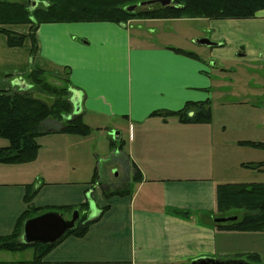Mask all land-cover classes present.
Wrapping results in <instances>:
<instances>
[{"label": "crops", "instance_id": "obj_1", "mask_svg": "<svg viewBox=\"0 0 264 264\" xmlns=\"http://www.w3.org/2000/svg\"><path fill=\"white\" fill-rule=\"evenodd\" d=\"M199 20L209 21L215 34L210 38L226 45L201 46L207 53L198 54L175 44L146 43L148 33L157 31L135 26L142 20L126 25L47 23L36 33L38 50L32 59L30 39L21 48H10L0 33V90H22L26 75L43 70L50 80L54 77L69 87L70 100H78L77 114L84 123L106 135L99 146L89 144L94 133L87 137L50 133L40 137L44 143H38L33 163L0 165V236L14 231L28 208L25 197L32 185L37 190L32 201L36 208L88 203L89 220L108 208L87 236L68 237L55 247L44 258L47 264H191L261 255L257 243L264 234L221 231L215 220L218 186L264 183L238 176L247 171L264 173V161L260 160V170L246 168L258 164L242 156L244 149L252 148L239 145L244 140L218 135L213 122L185 125L176 117L165 120L154 115L177 112L188 102H216L219 77L230 71L221 65L227 56L251 65L264 63V10L255 19ZM11 29L29 32L28 26ZM233 34L232 48L223 53ZM226 94L238 97L248 90L231 89ZM256 107L253 104V115L261 113ZM259 127L263 130L264 123ZM261 138L253 142L264 143ZM113 148L119 151L117 165L128 175L124 182L129 191L107 197L105 193L121 184L95 179L94 157L105 158ZM135 166L141 174L136 182ZM72 215L64 214L67 220Z\"/></svg>", "mask_w": 264, "mask_h": 264}, {"label": "trees", "instance_id": "obj_2", "mask_svg": "<svg viewBox=\"0 0 264 264\" xmlns=\"http://www.w3.org/2000/svg\"><path fill=\"white\" fill-rule=\"evenodd\" d=\"M36 8H31L28 0L25 3H13L0 0V33L7 38L10 48H21L27 39L32 42L31 56L34 59L38 45L36 33L42 24L72 23V22H109L126 25L135 20H245L255 19L264 10V0H174L172 5L160 6L152 11L129 12L127 8L139 0H34ZM15 26H28V34H22L11 29ZM190 57L198 58L194 53L176 50ZM29 90H0V138L9 141L10 145L0 148V165H25L36 161L40 151L38 139L50 133L87 137L93 133L82 115L75 114L70 100L69 87L51 85L47 74L40 69L32 70L25 77ZM42 91L53 101L48 104L32 96L33 91ZM165 120L176 117L185 125L211 124L213 120L212 103L188 102L177 112H156ZM56 123L53 128L50 121ZM239 145L252 149L264 150V143L240 142ZM246 168L260 170L262 163L244 165ZM136 167L134 181L141 177ZM97 174L95 173V179ZM105 193L107 197L123 195L124 191ZM37 190L32 185L27 186L25 202L26 211L16 222L10 235L0 236V251L23 252L28 249L35 251V259L22 263L0 264H47L44 258L68 237L84 238L91 226L108 208L102 210L95 220H89V204L80 206H62L36 208L32 201ZM217 217H237V221L218 224L221 231L264 234V183L225 184L217 188ZM78 211L80 218L73 230L67 233L55 244H37L29 246L22 241L26 221L47 212L74 214ZM177 215L187 217L189 213L174 211ZM247 261L259 263V254H248Z\"/></svg>", "mask_w": 264, "mask_h": 264}, {"label": "rangeland", "instance_id": "obj_3", "mask_svg": "<svg viewBox=\"0 0 264 264\" xmlns=\"http://www.w3.org/2000/svg\"><path fill=\"white\" fill-rule=\"evenodd\" d=\"M5 1V0H2ZM13 3H25L26 0H6ZM146 0H139V2ZM137 2V3H139ZM174 3V0L172 1ZM172 5V4H171ZM160 4L147 5L140 8H137L138 11H152L159 8ZM209 22V21H208ZM208 22L202 21L199 19H182V20H142L138 25L141 26L146 32L149 30H156L157 32L150 35L148 33L149 38L145 40L146 43L149 42H159L165 44H175L178 47H182L185 50L193 51L198 54H206L207 49L205 47L198 46L196 42L200 39H209L214 43L215 42L210 37H215V34ZM14 28V27H11ZM169 30V31H168ZM136 34V33H135ZM0 38H3V35L0 34ZM230 40H228L229 45L227 46L223 53H227L232 48L233 40H236L235 34L228 36ZM214 39V38H213ZM222 45H226V42L223 40ZM224 48V47H221ZM229 55V54H228ZM227 62H223L221 65L230 71L226 72L225 75H221V79L219 77L218 87H217V95L215 99L216 102H213L212 106V114H213V124L215 126L214 132L218 135H223L230 140H244L246 142L257 141L261 138L262 142L264 141V127H259L261 123H264V63L259 65H251L249 62L241 60L240 58H236L233 56L228 57ZM220 74V73H219ZM47 81L51 85L56 86H65L62 82L52 77L51 80L48 77ZM233 89V93L239 91V89L248 90V94L240 95L235 97L230 94H226L229 90ZM32 96L34 98L40 99L48 104H52V100L46 93L42 91L36 90L32 92ZM256 95V97H255ZM251 100L249 102V106H240L241 104H245L246 101ZM238 103L236 107H227L222 105L223 103ZM253 104H255L258 110L262 113H258L257 111L253 115L251 112ZM256 114H259L257 116ZM55 122L53 119H50ZM243 120H247L249 123H242ZM55 123H51L50 126L52 128ZM97 132V131H96ZM93 132L92 139L89 144H98L101 146L104 134L99 132ZM114 133V132H113ZM112 138V137H111ZM114 138V137H113ZM112 138V139H113ZM47 142V141H46ZM38 143H44L43 139H38ZM261 143V142H259ZM10 145L9 141L3 138H0V148H6ZM102 148V147H101ZM244 153L242 156L247 155L249 159H254L260 163V160L264 161V151H257L254 149H244ZM119 154V151H116L115 148L112 149L111 155L108 154L105 158L102 156L94 157L96 164H94V168H96V179L100 181L102 184H121L117 186H121L120 188L115 189L114 191H123L124 188L128 187L124 181L127 180L128 175L122 172L123 168L117 165L116 157ZM10 168V167H4ZM239 177H243L250 181L256 182H264V173L259 174L253 171L246 172L243 174H238ZM233 179V178H232ZM115 187V186H114ZM113 192V190H112ZM73 216V215H72ZM264 240L261 237L257 246L259 247L261 252V260L259 263L250 262L252 264H264ZM251 244H254L251 243ZM35 259V251L33 249H28L23 252H7L0 251V263H22V262H30Z\"/></svg>", "mask_w": 264, "mask_h": 264}, {"label": "water", "instance_id": "obj_4", "mask_svg": "<svg viewBox=\"0 0 264 264\" xmlns=\"http://www.w3.org/2000/svg\"><path fill=\"white\" fill-rule=\"evenodd\" d=\"M31 8H36L38 5L37 1L28 0ZM160 3L163 7L171 4V0H150L146 2H140L138 4L129 6L127 10L129 12L135 11L139 7L153 5ZM200 46L207 47H219V43H214L209 39H200L196 42ZM22 89H26L24 79H22ZM75 113L80 112V105L78 100L72 101ZM118 133H114L117 136ZM80 218L78 211L74 212L72 219L67 220L63 214L59 212H47L38 217L32 218L24 224V234L22 241L24 244L29 246H35L37 244H55L60 241L67 233L73 230ZM237 217L229 218H217L216 223H230L237 221ZM192 264H252L246 260H218V259H200L192 262Z\"/></svg>", "mask_w": 264, "mask_h": 264}, {"label": "flooded vegetation", "instance_id": "obj_5", "mask_svg": "<svg viewBox=\"0 0 264 264\" xmlns=\"http://www.w3.org/2000/svg\"><path fill=\"white\" fill-rule=\"evenodd\" d=\"M158 4V3H157Z\"/></svg>", "mask_w": 264, "mask_h": 264}]
</instances>
